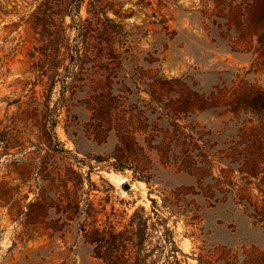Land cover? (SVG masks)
Instances as JSON below:
<instances>
[{
    "label": "rangeland",
    "instance_id": "obj_1",
    "mask_svg": "<svg viewBox=\"0 0 264 264\" xmlns=\"http://www.w3.org/2000/svg\"><path fill=\"white\" fill-rule=\"evenodd\" d=\"M33 1L0 0V264H103L79 223L55 226L42 173L64 164L90 177L81 215L99 225L122 230L156 209L183 264H264V14L249 0H94L125 31L104 35L96 79L113 115L97 129L98 104L78 82L51 135L35 110L48 77L38 83L33 68ZM55 147L70 152L52 158ZM142 250L165 264L160 231L148 229Z\"/></svg>",
    "mask_w": 264,
    "mask_h": 264
},
{
    "label": "trees",
    "instance_id": "obj_2",
    "mask_svg": "<svg viewBox=\"0 0 264 264\" xmlns=\"http://www.w3.org/2000/svg\"><path fill=\"white\" fill-rule=\"evenodd\" d=\"M86 0H34L31 5L34 9L31 12L32 28L41 35L42 45L34 47L31 57L34 59V72L38 83L44 77H48L47 93L44 100H34L35 110L41 117L44 134H54L55 127L59 123V116L64 108L71 112L72 95L83 82L85 97L94 98L98 108L94 109L93 121L97 129L103 128L110 122L113 115V108L104 99V91L98 88L100 82L97 77L103 69L101 61L105 48L104 35H125L123 27L116 23L113 18L106 14L105 8L100 7L94 0L88 2L89 16H79L82 4ZM235 0H229L231 6ZM250 11L264 14V0H249L247 3ZM66 15H71L72 24H65ZM73 27L76 30L75 39L69 42L67 30ZM109 50L112 55L117 53L114 40H109ZM38 53V54H37ZM69 60L68 64L65 62ZM63 69V70H62ZM87 76L82 79L81 73ZM37 83L35 82L34 85ZM56 87L58 98L52 101V95ZM71 93V95L69 94ZM49 149H52L47 145ZM51 151V150H49ZM51 154L54 158L58 152H70L68 149L55 147ZM50 154V153H49ZM101 161V157H96ZM65 159V158H64ZM46 161H43L42 171L46 169ZM117 169H124L126 165H120ZM51 177V185L54 188V204L56 206L57 219L55 226L60 230L71 227L73 223H79L87 241L92 245L94 256L103 264H146L142 257V247L148 236V229L160 231L166 252L165 264H183L177 256L179 251L173 239L171 229L166 225V220L153 209L155 215H133L130 221L122 230H117L110 220L104 225L98 224V219L88 214V209L82 211L80 203L86 192L83 191L85 179L91 184L90 177L86 178L84 173L77 171L72 165L64 164V168L58 166L51 172V175L43 174L44 181ZM88 193V192H87ZM42 201H45V197ZM155 201V199H153ZM156 202V201H155ZM35 204L32 202L30 205ZM150 219H154L149 223Z\"/></svg>",
    "mask_w": 264,
    "mask_h": 264
}]
</instances>
